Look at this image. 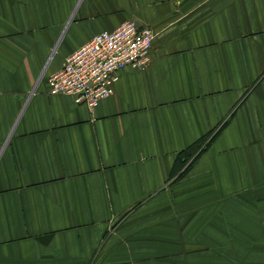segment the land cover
I'll return each mask as SVG.
<instances>
[{
	"label": "crops",
	"instance_id": "obj_1",
	"mask_svg": "<svg viewBox=\"0 0 264 264\" xmlns=\"http://www.w3.org/2000/svg\"><path fill=\"white\" fill-rule=\"evenodd\" d=\"M127 21L145 69L50 95ZM0 264H264V0H0Z\"/></svg>",
	"mask_w": 264,
	"mask_h": 264
},
{
	"label": "built area",
	"instance_id": "obj_2",
	"mask_svg": "<svg viewBox=\"0 0 264 264\" xmlns=\"http://www.w3.org/2000/svg\"><path fill=\"white\" fill-rule=\"evenodd\" d=\"M154 36L151 28L139 27L134 21L96 35L50 76V95L71 96L76 104L93 112L115 93L113 86L122 70H143L149 65Z\"/></svg>",
	"mask_w": 264,
	"mask_h": 264
},
{
	"label": "trees",
	"instance_id": "obj_3",
	"mask_svg": "<svg viewBox=\"0 0 264 264\" xmlns=\"http://www.w3.org/2000/svg\"><path fill=\"white\" fill-rule=\"evenodd\" d=\"M213 134H214V136H213ZM215 135H216L215 133H211L207 137H204L202 140H200L199 142H197V144H194L190 148H188V150L186 152L187 153V156H188L187 161H185L183 163H180L178 161L176 163V165H175V169L174 170L176 171L178 169V172H177L178 176L184 175L187 172V170L190 169V167L192 166L191 165L192 160L196 156L199 157V155L204 151L205 147H204V149H202L203 145L206 144V143L208 144L211 140H213L214 138L212 139L211 137L212 136L215 137Z\"/></svg>",
	"mask_w": 264,
	"mask_h": 264
}]
</instances>
